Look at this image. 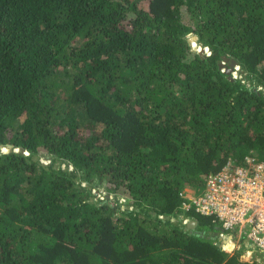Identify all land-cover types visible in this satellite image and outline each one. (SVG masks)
Here are the masks:
<instances>
[{"label":"trees","instance_id":"trees-1","mask_svg":"<svg viewBox=\"0 0 264 264\" xmlns=\"http://www.w3.org/2000/svg\"><path fill=\"white\" fill-rule=\"evenodd\" d=\"M0 148V264H263L182 193L264 161V0H0Z\"/></svg>","mask_w":264,"mask_h":264},{"label":"built area","instance_id":"built-area-1","mask_svg":"<svg viewBox=\"0 0 264 264\" xmlns=\"http://www.w3.org/2000/svg\"><path fill=\"white\" fill-rule=\"evenodd\" d=\"M202 185L193 197L182 193L183 208L218 223L221 245L222 240L232 243L244 235L246 244L264 253V161L251 155L243 164L228 161L219 171L207 174ZM183 221L187 224L190 219Z\"/></svg>","mask_w":264,"mask_h":264},{"label":"rangeland","instance_id":"rangeland-1","mask_svg":"<svg viewBox=\"0 0 264 264\" xmlns=\"http://www.w3.org/2000/svg\"><path fill=\"white\" fill-rule=\"evenodd\" d=\"M183 11V15H184V17H185V19H186V16H185V11H184V9L182 10ZM192 37H194L193 35H191L190 37H189V40H190V42H191V40H192ZM191 45H192V43H191ZM192 47L194 48V49H197L198 51L201 49V48H197V46H193L192 45ZM207 52V51H206ZM233 76H235V77H238V78H241V76H239V73H238V71H236V72H234V74H233ZM7 149V148H6ZM5 149V150H6ZM4 150V151H5ZM41 161L42 162H44V163H47L48 162V160H46V159H44V158H41ZM62 168H67V166L65 165V164H62ZM68 169H71V167H68ZM93 193L95 194V197L96 198H98V199H102V198H104L105 196H106V188H105V186H103V185H101V184H99V185H96V186H94L93 187ZM184 193L188 196V197H193V196H195L196 194H197V192H196V188H194V187H190V186H187L185 189H184ZM109 198L110 199H114L115 198V196L113 195V194H110L109 195ZM118 199H119V202L120 203H122V207L123 208H125L126 207V198L125 197H123V195H121V194H118ZM190 221H193V220H190ZM183 223H184V221H183ZM189 222H187V224H188ZM186 224V225H187ZM244 236V235H243ZM243 236H240L239 238H237V237H235L234 239H235V242L236 243H239V246H237L236 245V243H234L233 244V242H232V244H231V247H233V250H232V252H230L231 254L230 255H232L234 252H237L238 254H239V258L241 259V260H244V261H249V260H251V259H253V258H255V259H257V260H260V259H262L261 258V256L262 257H264V253H262V252H260L256 247H251L250 245H248V244H246V246L245 245H241L242 244V242H243ZM229 242V240L227 241V240H222V245H225L226 243H228ZM221 245V244H220ZM238 247H240V249L238 248ZM247 248H249V249H247ZM246 251H251V253L250 254H247L246 253ZM253 257V258H252ZM261 261V260H260ZM262 263L264 264V259H262Z\"/></svg>","mask_w":264,"mask_h":264},{"label":"water","instance_id":"water-1","mask_svg":"<svg viewBox=\"0 0 264 264\" xmlns=\"http://www.w3.org/2000/svg\"><path fill=\"white\" fill-rule=\"evenodd\" d=\"M192 40L194 41L195 37H192ZM199 52L201 53L202 49H200ZM219 68L223 69L222 71L226 73L230 79H235L236 77L233 76V74L234 72L239 70L240 66L237 63V60L223 56L222 61L219 63ZM2 151H4V149ZM196 224L197 222L193 220V221H190L186 226L189 229H193L196 226Z\"/></svg>","mask_w":264,"mask_h":264},{"label":"crops","instance_id":"crops-1","mask_svg":"<svg viewBox=\"0 0 264 264\" xmlns=\"http://www.w3.org/2000/svg\"><path fill=\"white\" fill-rule=\"evenodd\" d=\"M244 243H245V241H243ZM248 245H250V244H248ZM251 246V245H250Z\"/></svg>","mask_w":264,"mask_h":264},{"label":"clouds","instance_id":"clouds-1","mask_svg":"<svg viewBox=\"0 0 264 264\" xmlns=\"http://www.w3.org/2000/svg\"><path fill=\"white\" fill-rule=\"evenodd\" d=\"M206 51V50H205ZM190 222V221H189Z\"/></svg>","mask_w":264,"mask_h":264}]
</instances>
